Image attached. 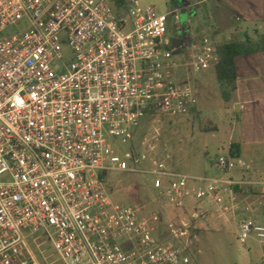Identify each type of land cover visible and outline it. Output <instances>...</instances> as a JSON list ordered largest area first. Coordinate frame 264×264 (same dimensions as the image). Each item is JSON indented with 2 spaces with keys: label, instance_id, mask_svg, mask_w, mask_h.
Listing matches in <instances>:
<instances>
[{
  "label": "built area",
  "instance_id": "obj_1",
  "mask_svg": "<svg viewBox=\"0 0 264 264\" xmlns=\"http://www.w3.org/2000/svg\"><path fill=\"white\" fill-rule=\"evenodd\" d=\"M179 11L139 0L123 1L120 12L107 0H0V264H51L44 244L61 264L191 263L181 241L191 225L164 235L159 216L114 203L106 185L109 171L137 172L132 164L145 160L133 163L136 154L123 155L114 139L128 146L147 117L190 113L197 91L179 71L197 74L219 60L206 38L184 57L168 47V20ZM20 21L27 26L6 34ZM171 157L164 151L140 172L195 226L210 215L229 222L236 192L259 184L231 176L244 167L231 151L214 161L221 176L180 172ZM243 209L238 239L264 246V224L251 204Z\"/></svg>",
  "mask_w": 264,
  "mask_h": 264
},
{
  "label": "rangeland",
  "instance_id": "obj_2",
  "mask_svg": "<svg viewBox=\"0 0 264 264\" xmlns=\"http://www.w3.org/2000/svg\"><path fill=\"white\" fill-rule=\"evenodd\" d=\"M117 1L107 0L116 12H118L117 7H121L123 4V2L118 4ZM139 2L144 6H154L161 13L168 11L167 0H139ZM214 2V0L205 2L200 6V10L205 13L206 18L212 17V10L215 9ZM207 24L210 28H215L211 21L208 20ZM217 25L219 26V23ZM26 26L24 21H20L17 25L9 27L6 34H13ZM168 26L170 30H175L177 26V22L172 16L169 17ZM238 26L246 28L243 23H239ZM233 32L234 28L232 27L222 28L216 35V40L226 42L229 34ZM62 45L64 57L68 62L71 51L65 40L62 41ZM203 72L211 78L208 85L201 84ZM178 76L190 78L192 85L198 88V95L201 100L203 99L201 111L195 107L193 112L184 116L172 117L157 114L147 117L135 131L128 146L114 139L115 143L118 144L119 152L123 155L132 149L133 153L136 154L132 161L136 157L139 159L141 155L145 157V160L143 164L141 161L140 165L133 161L134 164L132 165L139 170L137 172L130 173L118 170L108 172L106 185L112 189L110 197L114 203L119 205L141 207L145 216H159L161 222L158 228L164 235H167L165 230L170 225L176 232L185 231L187 228L185 225H191L188 227L186 235L182 236L183 238L180 237L181 241L189 243L190 264H264L263 259H256L255 257L261 249L258 243L250 239L241 242L237 237V228L224 225L221 218L210 215L200 220L196 226L187 214H183L179 220L176 217L175 209L172 206H165V203L163 204V201L157 197L151 176L140 172L141 169H149L150 160L161 158L166 151L172 156V168L175 170L191 175L202 174L208 168L209 163L217 159L222 148H226L228 132L221 124H229L230 118L226 111L227 104L220 97L219 84L214 70L208 69L188 75L184 71H179ZM217 126H220V130L215 132ZM252 176V181H264L260 171L255 172ZM256 185L258 184L249 185L247 189L250 190V187ZM195 203L192 205L194 206ZM201 217L203 216L201 215ZM237 218L238 214L233 216V219ZM171 220H174V223L170 222ZM169 238L171 236L168 233L167 239ZM42 249L45 250L44 253L51 264H61L52 248L44 244Z\"/></svg>",
  "mask_w": 264,
  "mask_h": 264
},
{
  "label": "crops",
  "instance_id": "obj_3",
  "mask_svg": "<svg viewBox=\"0 0 264 264\" xmlns=\"http://www.w3.org/2000/svg\"><path fill=\"white\" fill-rule=\"evenodd\" d=\"M181 1L186 0H175L177 5L174 8H180L177 26L175 30H170L168 26L166 34L168 47L173 48L174 53L179 57L186 56L192 45L201 43L205 38L216 44L223 43L216 40V35L222 28H234V32L227 38L228 41L243 39L245 36L255 37L264 33V0H214L215 9L212 10V17L207 18L200 10V6L213 0H188L191 3L188 8H184ZM171 4L172 1L167 0L168 10L173 9ZM117 8L120 12L121 7ZM208 20L215 25L214 29L208 26ZM239 23H243L246 28L238 26ZM235 66L237 87L232 93L231 100L225 102L230 118L229 124H221L228 132V142L226 148L223 147L222 152H219L217 156L227 154L230 152L231 145L235 144L233 155L244 163V167L237 165L231 171V176L252 181L251 177L257 171H260L264 177V51L237 55ZM210 82L209 75L203 72L201 84L208 85ZM194 88L198 95V88L196 86ZM202 101L203 99L201 100L198 95V105H196L198 111H201L203 107ZM219 130L220 126H217L214 131ZM221 174L214 167L213 161L209 163L204 173L193 175L221 176ZM252 182L259 184L250 187V190L245 188L243 191L236 192L240 205L237 211L238 218L233 219L232 216L229 222L222 221L224 225L238 229L240 220L247 216L243 209L247 204L252 205V214L257 222L264 224V205L257 207L254 203L260 198L264 200V181L254 180ZM259 246L261 249L255 257L264 260V246Z\"/></svg>",
  "mask_w": 264,
  "mask_h": 264
},
{
  "label": "trees",
  "instance_id": "obj_4",
  "mask_svg": "<svg viewBox=\"0 0 264 264\" xmlns=\"http://www.w3.org/2000/svg\"><path fill=\"white\" fill-rule=\"evenodd\" d=\"M171 1V6L174 8L177 3L175 0ZM117 2L120 4L123 0H118ZM261 51H264V33L255 37L245 36L243 39H234L216 44L219 60L215 63L213 69L219 84L220 96L224 102L231 100L232 93L237 87L235 57L240 54ZM193 111L194 108L191 112ZM235 147V144L231 145V154H233Z\"/></svg>",
  "mask_w": 264,
  "mask_h": 264
},
{
  "label": "water",
  "instance_id": "obj_5",
  "mask_svg": "<svg viewBox=\"0 0 264 264\" xmlns=\"http://www.w3.org/2000/svg\"><path fill=\"white\" fill-rule=\"evenodd\" d=\"M181 4H182V6H183L184 8H188V6L191 5V3H190L188 0H186V1H181ZM107 192H108L109 194L112 192L111 187H107Z\"/></svg>",
  "mask_w": 264,
  "mask_h": 264
}]
</instances>
